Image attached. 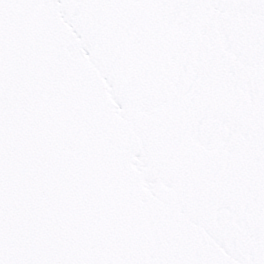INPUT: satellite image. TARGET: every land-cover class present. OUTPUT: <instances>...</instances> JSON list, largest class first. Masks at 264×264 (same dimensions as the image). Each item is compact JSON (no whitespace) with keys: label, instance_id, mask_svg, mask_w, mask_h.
<instances>
[{"label":"snow or ice","instance_id":"6c2138e0","mask_svg":"<svg viewBox=\"0 0 264 264\" xmlns=\"http://www.w3.org/2000/svg\"><path fill=\"white\" fill-rule=\"evenodd\" d=\"M0 264H264V0H0Z\"/></svg>","mask_w":264,"mask_h":264}]
</instances>
